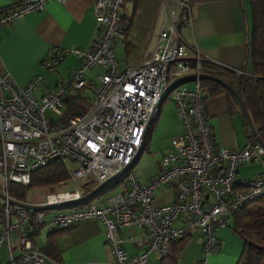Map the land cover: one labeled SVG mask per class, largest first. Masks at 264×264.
Instances as JSON below:
<instances>
[{"label":"built area","instance_id":"1","mask_svg":"<svg viewBox=\"0 0 264 264\" xmlns=\"http://www.w3.org/2000/svg\"><path fill=\"white\" fill-rule=\"evenodd\" d=\"M47 1L23 0L0 8V27L41 10ZM123 1H93L98 35L92 48L54 50L42 60L46 70L66 53L80 60L79 67L51 91L35 98L40 76L20 87L8 73L0 74V249L6 251L0 264H44L46 255L35 247L27 233L30 228L61 230L87 219L101 223L111 264H150L152 253L165 256L171 242L192 231L202 238L198 264H207L226 218L264 195V150L255 139L249 134L240 150L215 147L210 141L197 78L202 63L209 60L186 44L178 29L190 22L191 3L198 0H159L149 44L133 66H123L113 52L123 40L118 30ZM94 66L105 72L95 76L93 98L85 108L67 113L66 98L89 87L84 71ZM189 74L195 75L189 86L181 83L169 92L181 131L161 154L158 171L140 182L130 168L146 123L166 85ZM46 111L60 120L51 122ZM58 158L65 161L69 181L96 186L130 167L123 173V190L103 199L80 202L84 196L80 188L48 192L35 203L10 196L9 184L28 185L35 169ZM251 162H259L261 172L238 177L237 167ZM163 186L173 187V200L154 204ZM71 202L65 207L35 208ZM122 228L141 230L137 238H128L137 253L123 249Z\"/></svg>","mask_w":264,"mask_h":264},{"label":"crops","instance_id":"2","mask_svg":"<svg viewBox=\"0 0 264 264\" xmlns=\"http://www.w3.org/2000/svg\"><path fill=\"white\" fill-rule=\"evenodd\" d=\"M21 1L23 0H0V8ZM93 1L48 0L41 10L29 12L19 20L1 26L0 74L8 73L20 87H24L36 75L40 76L41 84L33 91L35 98H39L54 89L58 83L66 80L71 72L79 67L78 57L71 53L64 54L53 68V73L44 72L41 62L54 50L62 52L70 48L86 50L94 46L98 35V24L93 16ZM126 3L123 4V8L128 11ZM191 12L190 22L178 28L184 42L196 48L210 63L226 66L223 67L224 70L235 74H238L237 71L250 74L249 41L252 20L248 0H198L191 3ZM136 58L133 56L128 63L122 61L123 66L135 65L141 57ZM168 106L173 128L164 151L171 148V139L181 131L180 119L172 101ZM159 112L158 122H163V107ZM203 113L209 129L210 141L215 147L240 150L245 145L247 134L244 120L240 110L238 112L230 106L225 94L206 98L203 101ZM248 165H240L237 168L238 177L250 178L261 172L258 174L252 170L240 172ZM156 172L139 181L146 182ZM173 196V187L163 186L157 190L153 203L171 202ZM35 227L37 226L30 228L27 233L31 236L35 247L42 252L48 234L51 231H61L57 235H51L54 239V248L50 253L43 252L46 255L44 264H111L112 262V255L104 242L102 225L97 219H87L67 229L46 228L44 233L40 232L41 227ZM140 233L141 230L137 228L120 230V237L124 241L122 247L127 253L139 251L128 241V238L135 239ZM216 236L218 246L208 257L207 264H235L242 249V241L232 230L231 216L226 218V226L218 230ZM201 242V235L192 231L185 238L175 243L171 242L165 256L159 257L156 253H152L149 258L150 264H198ZM5 260L6 251L1 248L0 262L3 263Z\"/></svg>","mask_w":264,"mask_h":264},{"label":"trees","instance_id":"3","mask_svg":"<svg viewBox=\"0 0 264 264\" xmlns=\"http://www.w3.org/2000/svg\"><path fill=\"white\" fill-rule=\"evenodd\" d=\"M125 2H130V11H126L123 8ZM158 3L159 0H124L120 6L118 30L123 35V40L120 43L123 45L125 62H130L133 56L137 58L142 56L143 51L141 49L143 47L144 50L146 45L145 42L140 43L138 38L141 36L146 38L150 27L152 28ZM248 4L252 20L249 41L250 74H235L209 61L202 63L201 73L219 77L234 88L241 97L257 137L264 144V0H248ZM199 83L203 101L208 97L225 94L230 106L239 112V107L234 97L222 86L205 79H200ZM84 90H77L73 97L68 96L66 98L67 113L79 111L87 106L89 100L86 98ZM158 112L159 105L146 131L143 147L148 143ZM243 123L247 140H249L251 136L244 121ZM68 181L69 177L65 161L58 158L35 169L30 175L28 185L9 184L8 187L12 198L23 201L25 200L26 192L30 189H41L50 192ZM114 182L107 184L99 194L108 190ZM95 186V184L90 182H81L79 188L86 195ZM231 220L233 232L242 241V249L235 264H264V195L233 212ZM60 232L51 231L48 234L46 246L42 249L44 253H50L53 250L54 239L51 235H57ZM177 241H174V243Z\"/></svg>","mask_w":264,"mask_h":264},{"label":"rangeland","instance_id":"4","mask_svg":"<svg viewBox=\"0 0 264 264\" xmlns=\"http://www.w3.org/2000/svg\"><path fill=\"white\" fill-rule=\"evenodd\" d=\"M130 7H131L130 2H127L126 3V9L128 11H130ZM150 37H151V27H150V30L148 31V34L146 35V38L145 37L143 38L142 36L139 38L137 37V38H138V41H140V43L145 42V45L147 46V44H149ZM145 45H144V47H145ZM152 46H153V44H152ZM141 51H143V47H142ZM113 52H114V56L118 62L123 63L122 61H125V57L123 55V48H122L121 43L115 44ZM44 70H45L44 72H52V73L54 72V69H52V70L44 69ZM104 72H105V68H102L101 66L90 67L84 71V78L90 84L89 87L84 90L85 96L89 101H91V99L93 98V93H92L91 88H92L93 84L96 83L95 76L97 74H101ZM186 85L189 86L190 83L187 82ZM169 96H170V93L165 95L162 98V100L160 101V109L163 107V122H160V121L158 122L159 116H157V121L155 122V124L152 128L151 134H150L149 139H148V143L145 145V147H143L140 155L138 156V158L135 160V162L133 163V165L130 168L133 172L136 173V175L138 177V181L145 178V177L147 178L148 176H150L151 174H153L154 172H156L159 169V160H160L161 154L163 153L164 149H166L165 146L169 142V135L171 134L172 128H173V121H172V117H171V113H170V107L168 106V104H171ZM46 115L50 119V121L53 123H56L60 120L59 116L51 113L50 111H46ZM248 164H251V165H248ZM245 165H248V166L246 168L240 170V172L252 170L255 172V174H258L261 171V167H260L259 162H251V163L244 164L243 166H245ZM72 166H73V164H72ZM123 177L124 176H122V175L117 177L114 180L115 182L113 181L114 183L112 184V186L108 190H106L105 192H103L101 194H98L97 196H95L94 199L95 200L103 199L106 196H109L111 194L121 192L124 188ZM80 184H81V182L73 183L72 181H68L64 185H62L58 188H55V189L51 190L50 192L61 191V190H71L74 188H79ZM46 193H48V192L45 190H41V189L31 190L30 189L26 192L24 199L26 202L35 203V202L40 201ZM46 230L47 229L45 227H41L40 232L44 233Z\"/></svg>","mask_w":264,"mask_h":264},{"label":"water","instance_id":"5","mask_svg":"<svg viewBox=\"0 0 264 264\" xmlns=\"http://www.w3.org/2000/svg\"><path fill=\"white\" fill-rule=\"evenodd\" d=\"M195 77L194 74H189V75H185L182 76L180 78H177L173 81H171L170 83H168L166 85V87L164 88L162 95L160 96L159 100L156 102L153 111L146 123L145 129H144V133H143V137H142V143L138 149V152L134 158V160H136L138 158V156L140 155L142 148H143V142H144V138H145V134L146 131L150 125V122L152 120V117L154 115V112L157 108V106L159 105L161 99L170 92V90L174 87H176L177 85L181 84V83H185V82H190L193 78ZM198 79H205V80H209L212 82H215L217 84H219L220 86H222L225 90H227L235 99V101L238 104L240 113L242 115V118L247 126V129L249 131V134L255 139V141L263 148L264 150V144L259 140V138L257 137V134L255 132V129L249 119V116L247 114V111L243 105V102L241 100L240 95L234 90V88L232 86H230L227 82H225L224 80L220 79L219 77L216 76H212V75H207V74H203L200 73L197 75ZM130 167V165L125 166L123 169H121L120 171H118L117 173H115L114 175L110 176L109 178H107L105 181L99 183L97 186L94 187V189H92L88 194L82 196V198L80 199V202H84L87 200H90L92 198H94L107 184L111 183L112 181H114L117 177H119L120 175H122L128 168ZM73 202L71 203H62V204H58V205H49V206H43V207H35V208H41V209H53V208H57V207H65L68 205H71Z\"/></svg>","mask_w":264,"mask_h":264}]
</instances>
